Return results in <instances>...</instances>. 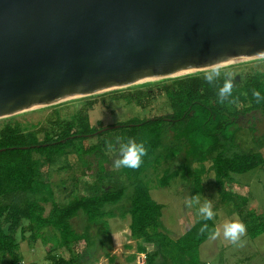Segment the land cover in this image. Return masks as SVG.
Listing matches in <instances>:
<instances>
[{"label": "trees", "instance_id": "obj_1", "mask_svg": "<svg viewBox=\"0 0 264 264\" xmlns=\"http://www.w3.org/2000/svg\"><path fill=\"white\" fill-rule=\"evenodd\" d=\"M214 71L221 76L209 85L204 77ZM239 75L224 104L218 103L217 90L229 77L221 68L104 92L101 95H108L115 106L123 104L134 113L113 124L101 119L91 122L95 106L108 108L104 100H87L69 118L56 115L45 125L5 119L0 124V264L23 260L18 233L22 240L35 243L51 231L54 246L50 253L70 250L82 241L88 247L96 242L104 245L108 219L126 216L136 247L129 261L137 264L136 255L144 254V264H200L199 247L216 229L215 220L198 219L176 239L170 237L161 223L163 205L151 197L149 184L154 181L156 187H165L179 178L193 194H200L207 172L214 174L220 199L234 202L233 211L246 225L247 235H261L264 222L246 210L248 199L225 189L234 174L264 166L262 153L244 151L233 128L242 116L254 111L264 115V102L256 103L253 96V91L264 94V72ZM162 97L167 111L144 114ZM129 139L145 142L147 155L142 165L113 168L120 145ZM60 161L66 162L61 169H72L61 180L67 191L61 200L50 175L42 171L43 166L53 168ZM80 215L84 221L81 232L73 225ZM204 224L208 229L201 232ZM105 257L114 264V256L106 252ZM49 258L50 264H80L75 256Z\"/></svg>", "mask_w": 264, "mask_h": 264}, {"label": "water", "instance_id": "obj_2", "mask_svg": "<svg viewBox=\"0 0 264 264\" xmlns=\"http://www.w3.org/2000/svg\"><path fill=\"white\" fill-rule=\"evenodd\" d=\"M259 57L264 0H0V118Z\"/></svg>", "mask_w": 264, "mask_h": 264}, {"label": "rangeland", "instance_id": "obj_3", "mask_svg": "<svg viewBox=\"0 0 264 264\" xmlns=\"http://www.w3.org/2000/svg\"><path fill=\"white\" fill-rule=\"evenodd\" d=\"M221 68L227 72L229 80L233 84H236L239 80V74L244 71L260 70L264 72V57L241 60L203 71ZM146 82L150 81L140 82L131 86ZM131 86L120 89H126ZM103 93L89 95L91 96L90 98H74L29 109L9 117L0 118V124L5 119L11 118L27 125H45V123H49L51 119H54L56 115H59L61 118H69L87 100H104L108 105V108L105 109L102 105L98 104V106H95L91 110L90 117L93 124L98 119L103 120L104 123L113 124L116 121L127 119L134 115L123 104L115 106L113 102L109 101L110 97L108 95H101ZM164 101L163 97L158 98L153 103L152 109L145 111L144 114L154 115L167 111ZM233 128L236 129V141L244 151L260 152L264 157V115L262 113L254 111L246 116H242L234 124ZM109 132L111 131L107 133ZM63 164L65 165L66 162L60 161L53 168L47 169V166L42 167L44 174H49L51 181L55 184V191L59 200L67 193L61 186V180L66 179L72 171L71 168L61 169L60 166ZM113 168H116L115 165ZM154 177L152 175L151 179L154 180ZM213 182V172H207L203 177L204 188L200 194H193L190 186L179 178L173 179L165 187H156L154 181L150 183L151 197L163 205L161 216L163 229L172 238L182 235L200 219L198 217V207L200 205L193 203V200L199 199L200 204L208 200L213 205L215 213L213 219L215 220L216 229L220 230V236L215 239L209 237L200 245V264H264V232L256 238H251L245 233L241 238L242 242L235 245L224 238L223 224L237 217L240 220V216L235 210L233 211L234 202L222 201L220 199ZM225 189L231 193L246 197L248 199L246 210H251L256 216H260L264 222V166L244 173L234 174L233 182H227ZM108 223L110 230L104 245H99L96 242L97 244L94 243L91 247H88L87 243L82 241L75 247H71L70 250L59 249L50 253L48 250L54 246L51 241V231H46L43 238L38 239L35 243L22 240L20 233H18L19 252L25 264H50L51 259L49 257L52 256H63L65 258L75 256L78 258L80 264H110L105 257L106 252L115 257L114 264H128L126 256L135 250V243L131 239L128 229L130 217L109 218ZM73 225L77 231H82L84 221L81 215L74 220ZM25 235L28 236L29 233L26 232ZM136 261L138 264H143L144 257L139 255Z\"/></svg>", "mask_w": 264, "mask_h": 264}, {"label": "clouds", "instance_id": "obj_4", "mask_svg": "<svg viewBox=\"0 0 264 264\" xmlns=\"http://www.w3.org/2000/svg\"><path fill=\"white\" fill-rule=\"evenodd\" d=\"M221 74L219 71L210 72L205 75L204 79L209 85H215L220 78ZM233 94V83L231 80L226 79L222 86L218 87L217 90V101L220 104H224L228 101L229 97ZM253 96L256 103L264 102V94L260 91H253ZM147 155V148L145 142L136 141L134 139H129L127 142L122 143L119 147V158L115 159L114 165L117 169L129 168L137 169L143 163V158ZM193 203L199 204L198 207V217L204 221L212 220L215 213L213 211V205L210 201L205 200L203 204H200L199 199H194ZM208 229V225L204 224L201 227V232ZM246 233V225L235 218L229 222L223 224V236L225 239L229 240L232 244L241 243V238ZM213 239L220 236L219 229H213L210 233Z\"/></svg>", "mask_w": 264, "mask_h": 264}, {"label": "crops", "instance_id": "obj_5", "mask_svg": "<svg viewBox=\"0 0 264 264\" xmlns=\"http://www.w3.org/2000/svg\"><path fill=\"white\" fill-rule=\"evenodd\" d=\"M128 229H129V228H128ZM109 230H110V228H109ZM129 233H130V230H129ZM178 237H179V236H178ZM176 238H177V236H176L174 239H176ZM134 243H135V241H134ZM130 247H131V246H130ZM134 247H135V245H134ZM151 248H152V246H151ZM151 248H150V246H149V249H151ZM135 249H136V247H135ZM134 252H135V250H134ZM134 252H132L131 254H134ZM131 254H130V255H131ZM130 255L126 256L127 263H128V264H134L133 262L129 261V259H128ZM139 255L145 257L144 254H137V255H136V258H137V256H139ZM136 263H137V261H136ZM137 264H138V263H137ZM143 264H144V262H143Z\"/></svg>", "mask_w": 264, "mask_h": 264}, {"label": "built area", "instance_id": "obj_6", "mask_svg": "<svg viewBox=\"0 0 264 264\" xmlns=\"http://www.w3.org/2000/svg\"><path fill=\"white\" fill-rule=\"evenodd\" d=\"M19 264H25V263H24V261L22 260V261L19 262Z\"/></svg>", "mask_w": 264, "mask_h": 264}]
</instances>
